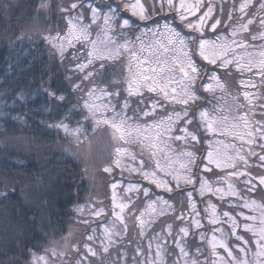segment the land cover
<instances>
[{"label": "snow or ice", "instance_id": "6c2138e0", "mask_svg": "<svg viewBox=\"0 0 264 264\" xmlns=\"http://www.w3.org/2000/svg\"><path fill=\"white\" fill-rule=\"evenodd\" d=\"M26 4L0 0V16L20 13L0 119L77 144L91 121L93 133L110 130L112 151L110 208L74 205L81 239L70 230L43 254L22 241L23 264H93L111 250V264H128V247L131 264H264V0ZM42 46L56 73L35 74L29 57ZM233 70L239 89L225 79ZM50 192L33 189L37 211Z\"/></svg>", "mask_w": 264, "mask_h": 264}, {"label": "trees", "instance_id": "16d2710c", "mask_svg": "<svg viewBox=\"0 0 264 264\" xmlns=\"http://www.w3.org/2000/svg\"><path fill=\"white\" fill-rule=\"evenodd\" d=\"M11 2L27 6L26 0ZM19 14V11H14L10 17L0 16V69L5 67L6 58L16 55V48L9 40L15 39L13 31L19 35V27H13L17 25ZM52 22L56 24L55 17ZM33 57L36 58L33 69L37 76L42 72H57L58 65L50 61L43 46L29 59ZM120 68V65H116L115 72H119ZM60 79L61 76H57V81ZM225 79L239 89L236 83L241 79L239 73L233 70L231 76L225 74ZM36 119L49 121L50 118L38 116ZM75 119L79 117L74 118L73 124ZM84 127L88 138L81 137L77 144L63 131L57 133L54 129L38 126L31 119L27 123L10 122L7 125L0 119V264H10L16 260L23 264L22 241H26L25 249L43 254L44 247L53 240H60L70 230L75 236L72 242L80 240L85 228L74 222L76 213L72 209L76 204H84L89 197L96 199L99 196L104 206L110 208L111 178L101 170L95 156L98 152H110L112 147L101 145L95 150L93 141L98 130L93 133L91 121L85 122ZM90 150L94 155L92 160L88 157ZM99 156L102 158V155ZM38 185L51 190V203L45 211H37L32 202L33 189ZM254 198L260 199L258 195ZM156 230L159 231V227ZM124 243L127 245L128 241ZM33 245H40V248L33 249ZM117 251L101 253L98 258H93V264H111ZM127 255L128 264H131V247H128Z\"/></svg>", "mask_w": 264, "mask_h": 264}, {"label": "rangeland", "instance_id": "374dc122", "mask_svg": "<svg viewBox=\"0 0 264 264\" xmlns=\"http://www.w3.org/2000/svg\"><path fill=\"white\" fill-rule=\"evenodd\" d=\"M99 138H101V139L99 140ZM92 141L93 140H91V142ZM93 145L95 146L94 147L95 150H97V148H98L97 146H101V145H103V147L109 146V145L111 146V144H110V130L105 131L102 128L99 129L98 132L96 133L95 137H94ZM111 151H112V148H111L110 152L107 151V152H104L103 154H101L100 152L96 153L95 161L98 162L99 164H101V168H102L101 170H103L105 165L109 162V156H110ZM92 154H93V152H91V150H90V153L88 155L90 160H92L94 158V155H92ZM99 155H102V158ZM110 197H111V193H110ZM96 200L100 201L101 198L99 196H97Z\"/></svg>", "mask_w": 264, "mask_h": 264}]
</instances>
